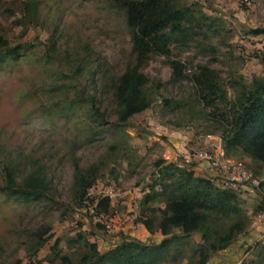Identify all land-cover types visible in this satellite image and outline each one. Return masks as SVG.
<instances>
[{"label":"rangeland","instance_id":"374dc122","mask_svg":"<svg viewBox=\"0 0 264 264\" xmlns=\"http://www.w3.org/2000/svg\"><path fill=\"white\" fill-rule=\"evenodd\" d=\"M185 1L219 30L208 33L209 41L199 37L174 45L169 59L151 56L142 73L149 79L153 103L122 126L110 86L135 60L124 14L112 9L110 0H0V37L27 49L0 66V186L5 164L17 165L19 182L39 169L49 179L54 199L51 204L26 203L0 193V264H49L44 260L56 240L67 254L75 248L68 241L78 234L97 243L102 253L128 239L147 245L163 240L137 222L157 164L166 155L182 161L181 154L221 143L220 131L206 117L210 110L196 102L193 77L201 67L214 71L229 99L234 86L264 79V36L249 33L264 29V0ZM173 61L185 67L181 81L173 80ZM76 161L82 168L102 163L96 185L112 187L117 194L109 215L71 210ZM230 161L259 169L264 181V167L250 158ZM196 176L209 178L204 171ZM235 194L247 215V234L209 264H250L255 249L250 250L264 241V209L258 210L264 208L263 190L245 186ZM41 227L50 228L51 238L29 260L25 242ZM191 241L196 245L200 238Z\"/></svg>","mask_w":264,"mask_h":264},{"label":"trees","instance_id":"16d2710c","mask_svg":"<svg viewBox=\"0 0 264 264\" xmlns=\"http://www.w3.org/2000/svg\"><path fill=\"white\" fill-rule=\"evenodd\" d=\"M110 6L125 16L135 57L110 86L117 123L125 126L153 103L149 79L142 73L150 57L169 59L174 45L196 41L199 37L209 41L208 33L215 34L219 29L200 8L188 5L185 0H110ZM249 33L264 36V29H253ZM25 50L20 46L12 47L0 37V66ZM170 66L173 80L181 81L185 67L176 61ZM193 81L198 90L196 102L210 110L206 117L221 133L224 159L246 156L258 165L256 167H264V79L234 86V96L230 99L218 74L208 68L201 67ZM77 103H81V98ZM164 161L157 164L137 220L151 236L157 233L163 236L159 244L147 245L128 239L102 253L97 243H90L87 237L78 234L76 239L68 241L75 247L73 250L63 254L60 240H56L44 261L49 264H160L188 259L189 264H209L214 256L247 234V215L238 204L237 194L219 186L216 178L197 177L192 166L178 168L174 162ZM73 167L71 210L76 213L87 210L84 201L102 177V163L82 168L76 161ZM247 168L256 176L260 174L257 168ZM18 169L12 163L3 166L0 193L26 203L51 204L54 201L51 183L43 171L37 169L19 182ZM259 188L264 195V181ZM111 207L109 199L91 201L95 217L109 215ZM96 228L104 230L105 227L97 223ZM49 233V227H41L27 237L24 250L29 260L38 257L51 238ZM90 235L96 238L95 232ZM194 236L200 238L199 244H192ZM253 249L255 256L250 264H264V241L250 251Z\"/></svg>","mask_w":264,"mask_h":264},{"label":"built area","instance_id":"2783aa9c","mask_svg":"<svg viewBox=\"0 0 264 264\" xmlns=\"http://www.w3.org/2000/svg\"><path fill=\"white\" fill-rule=\"evenodd\" d=\"M208 147L187 152L182 161L168 158L166 161L174 162L178 168L193 166L194 164H207L223 180V186L230 192H238L245 186L259 188L261 180L254 175L243 162H232L224 159L222 144L219 146L207 144ZM96 194V195H95ZM117 194L112 187L96 186L88 193L84 206L91 209L92 200L116 198ZM93 212V210H92ZM257 224V223H256Z\"/></svg>","mask_w":264,"mask_h":264},{"label":"crops","instance_id":"0c3cea01","mask_svg":"<svg viewBox=\"0 0 264 264\" xmlns=\"http://www.w3.org/2000/svg\"><path fill=\"white\" fill-rule=\"evenodd\" d=\"M185 154H181V155L184 156ZM171 157H173V156H171V155L170 156H167L166 155L165 156V159L167 160L168 158H171ZM194 171H195L196 174H199L200 172L204 171V173L207 174L208 177H210V178H216L221 183V185H223V180L220 177H218V175L207 164H200L199 165V169L194 170ZM251 235H253V234L250 233V236Z\"/></svg>","mask_w":264,"mask_h":264}]
</instances>
